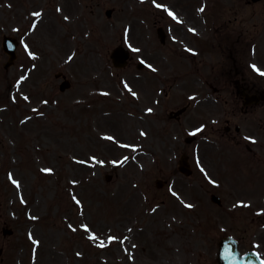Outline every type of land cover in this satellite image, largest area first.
Returning a JSON list of instances; mask_svg holds the SVG:
<instances>
[{
	"label": "rangeland",
	"instance_id": "obj_1",
	"mask_svg": "<svg viewBox=\"0 0 264 264\" xmlns=\"http://www.w3.org/2000/svg\"><path fill=\"white\" fill-rule=\"evenodd\" d=\"M241 56L264 70V0H0V264H218L222 237L249 244L251 140L218 131Z\"/></svg>",
	"mask_w": 264,
	"mask_h": 264
},
{
	"label": "flooded vegetation",
	"instance_id": "obj_2",
	"mask_svg": "<svg viewBox=\"0 0 264 264\" xmlns=\"http://www.w3.org/2000/svg\"><path fill=\"white\" fill-rule=\"evenodd\" d=\"M231 37L228 36L227 39ZM237 55H240L238 52ZM132 60V59H131ZM130 60V62H131ZM254 61V60H253ZM251 69L246 65L243 57L234 58L232 67L227 71L228 76L223 82L221 89L230 90L231 99L226 98L224 103H231L232 110H224L220 115L222 124V139L241 144L246 137L251 140L245 143L251 155L252 164L249 170L252 187L253 214L251 219L253 227L250 228L251 242L243 244L239 240L240 252H256L257 258L264 261V70L258 71V65L250 63ZM211 75L205 78L209 87H215L218 79L222 78L224 72L221 69L210 68ZM209 73V74H210ZM221 89L213 88L214 92ZM186 106L190 107L189 104ZM174 115V114H173ZM178 118L179 116H176ZM178 121L180 119H177ZM252 141H255L254 143ZM263 146V147H262ZM263 198L262 200H260Z\"/></svg>",
	"mask_w": 264,
	"mask_h": 264
},
{
	"label": "water",
	"instance_id": "obj_3",
	"mask_svg": "<svg viewBox=\"0 0 264 264\" xmlns=\"http://www.w3.org/2000/svg\"><path fill=\"white\" fill-rule=\"evenodd\" d=\"M108 15H111L112 10L107 11ZM15 40L11 37H5L4 48L12 55V59L15 57ZM129 56L128 50L124 46H119L115 48L112 52V58L116 66L123 67L126 64V59ZM8 66V65H7ZM64 87V85H62ZM181 112V111H180ZM194 137H188L187 142H191ZM180 170L185 174H191V167L187 156H183L181 159ZM160 185L161 182L158 181ZM213 201L221 203L220 198L217 195L212 196ZM5 233H12V230H5ZM251 254H246L241 256L238 250V242L231 236L223 238L220 242V251L218 260L220 264H247L246 260L249 259Z\"/></svg>",
	"mask_w": 264,
	"mask_h": 264
},
{
	"label": "snow or ice",
	"instance_id": "obj_4",
	"mask_svg": "<svg viewBox=\"0 0 264 264\" xmlns=\"http://www.w3.org/2000/svg\"><path fill=\"white\" fill-rule=\"evenodd\" d=\"M57 11H60V9H57ZM200 11L201 12H203L204 11V9L203 8H201L200 9ZM33 15H35V16H39L40 15V13H34ZM169 15L170 16H172L173 17V19H176L177 17H176V15H175V13H173V12H169ZM65 19L67 20L68 19V17H65ZM33 27H35V25H33ZM190 31H191V29H190ZM133 51L134 52H139L140 50L138 49V48H134L133 49ZM69 59L71 60L72 59V57H69ZM142 63H143V61H142ZM149 67H152L151 65H149ZM152 71H156V69L155 68H152ZM261 75H264V73H261ZM125 87H128L127 85H125ZM130 91H131V89H129ZM104 95H107V93H104ZM133 95H135V93H133ZM25 99H28L27 97H25ZM148 111L149 112H151L152 111V109H148ZM199 131H201V129H197V132H199ZM141 135H145L143 132L141 133ZM192 135H195V133H192ZM106 139H109V140H111L112 139V137H106ZM246 139H249V138H247L246 137ZM253 143L255 142V141H252ZM122 147H128V145H122ZM128 158L127 157H125V160H127ZM124 161H121V163H123ZM81 163H83V161H81ZM42 171H45V172H51L52 170L51 169H43ZM201 171L202 172H204L205 170L203 169V168H201ZM10 179H12V177L10 176L9 177ZM14 184H16V186L17 187H20V185H19V183L17 182V181H15V180H13L12 181ZM173 195L175 196L176 195V193L175 192H173ZM73 199L74 200H76V198L75 197H73ZM76 203H80V201L79 200H76ZM186 208H189V209H191L192 207H193V205L192 204H185L184 205ZM153 211H155V209H153ZM34 219H35V217H34ZM85 230L87 231V228H85ZM90 239H95V236H92V237H90ZM111 239H115L114 237L113 238H111ZM101 247H103L104 245H103V243H101V245H100ZM79 255V254H78ZM260 264H264V261H260Z\"/></svg>",
	"mask_w": 264,
	"mask_h": 264
}]
</instances>
